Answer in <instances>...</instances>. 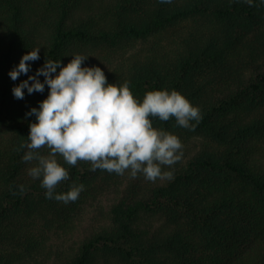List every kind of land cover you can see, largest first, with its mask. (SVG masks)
I'll return each instance as SVG.
<instances>
[{"label":"trees","instance_id":"obj_1","mask_svg":"<svg viewBox=\"0 0 264 264\" xmlns=\"http://www.w3.org/2000/svg\"><path fill=\"white\" fill-rule=\"evenodd\" d=\"M34 48L40 58L28 75L83 54L82 66L130 82L141 101L177 90L199 106L194 130L152 118L184 146L163 169L174 178L133 179L58 157L69 180L55 193L73 182L85 190L68 204L46 198L20 145L36 119L25 114L49 89L16 99L12 88L28 75H8ZM110 195L102 222L74 241L79 210ZM0 264H264V2L0 0Z\"/></svg>","mask_w":264,"mask_h":264},{"label":"clouds","instance_id":"obj_2","mask_svg":"<svg viewBox=\"0 0 264 264\" xmlns=\"http://www.w3.org/2000/svg\"><path fill=\"white\" fill-rule=\"evenodd\" d=\"M160 2L170 4L172 0ZM244 2L253 6L254 0ZM39 53L40 48H34L23 55L8 73L10 78L16 81L21 74L28 75L29 62L38 60ZM87 58L74 54L67 65L45 60L34 75L12 88L16 99H24L25 89L28 94L43 93L45 85L49 89L39 107L25 114L36 118L29 125V143L20 145L27 148L23 161L35 162L28 169L29 176L41 179L46 198L65 204L75 202L85 186L73 182L67 192L55 193L58 184L69 180V171L58 157L70 166L88 162L91 171L128 172L133 179L142 174L152 182L172 180L173 171L163 169L181 161L184 146L177 135L154 127L152 118L165 122L175 118L178 126L194 130L202 119L199 106L177 90L147 91L141 101L131 91L130 82L109 83L100 67L82 66ZM42 148L49 150L46 155L41 154ZM25 192L20 185L19 193Z\"/></svg>","mask_w":264,"mask_h":264},{"label":"rangeland","instance_id":"obj_3","mask_svg":"<svg viewBox=\"0 0 264 264\" xmlns=\"http://www.w3.org/2000/svg\"><path fill=\"white\" fill-rule=\"evenodd\" d=\"M197 145L198 142L190 143L193 151L196 149ZM110 199H112L111 195L108 197H101L96 201L86 204L79 210V212L77 213V229L74 234V241L77 240L78 242H81L84 237L91 233V231L93 230V226H97V224L102 222V220L99 221L97 219H103V214H105L109 207V203L111 202ZM51 237H53L56 243H60V245L63 243L60 240L58 241V239L53 234H51Z\"/></svg>","mask_w":264,"mask_h":264}]
</instances>
